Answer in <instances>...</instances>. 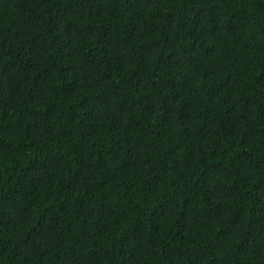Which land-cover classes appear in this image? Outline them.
Returning <instances> with one entry per match:
<instances>
[{
    "label": "trees",
    "instance_id": "obj_1",
    "mask_svg": "<svg viewBox=\"0 0 264 264\" xmlns=\"http://www.w3.org/2000/svg\"><path fill=\"white\" fill-rule=\"evenodd\" d=\"M0 264H264V0H0Z\"/></svg>",
    "mask_w": 264,
    "mask_h": 264
}]
</instances>
